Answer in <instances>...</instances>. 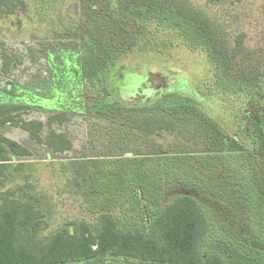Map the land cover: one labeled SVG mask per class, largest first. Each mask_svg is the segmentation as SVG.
<instances>
[{
	"label": "trees",
	"instance_id": "1",
	"mask_svg": "<svg viewBox=\"0 0 264 264\" xmlns=\"http://www.w3.org/2000/svg\"><path fill=\"white\" fill-rule=\"evenodd\" d=\"M79 1L85 16L80 79L94 82L107 72V97L113 66L133 48L143 50L137 32H155L145 25L148 15L144 13V23L136 24L139 31L127 29L119 19L124 0ZM155 1V31L161 27L171 42L197 51L205 61V74L215 78V90L167 91L142 105L95 101L92 108L97 124L106 129L109 150L95 149L63 163L70 164L69 180L88 209L101 211L97 221L67 220L44 234L49 211L27 177L0 193V264H264L261 57L244 54L245 38H225L224 27L208 17L182 5L168 13L164 8L169 3ZM140 3L136 0L134 8ZM24 5V0H0V18ZM168 14L173 22L161 25ZM249 60L256 64L250 66ZM230 101H235L239 114L227 115ZM21 108L19 103H0L2 186L25 166L20 159L31 154L29 148L4 135L7 125L23 126L53 151L63 153L73 147L66 133L46 128L41 120L20 119ZM64 118L65 114L57 113L49 117V123ZM94 134L91 131L90 141L97 148ZM201 198L226 211L228 231L238 217L249 225L248 232H240L242 236L233 234L228 239L226 229L221 233L224 241L217 236V241L231 246V254L217 248L204 250L214 222Z\"/></svg>",
	"mask_w": 264,
	"mask_h": 264
},
{
	"label": "rangeland",
	"instance_id": "2",
	"mask_svg": "<svg viewBox=\"0 0 264 264\" xmlns=\"http://www.w3.org/2000/svg\"><path fill=\"white\" fill-rule=\"evenodd\" d=\"M135 1L124 0L119 8V19L125 21L127 29L132 31L138 29L136 24L143 20L142 13L147 14L145 25H151L149 30L155 33L137 32V41L144 45L143 50L133 48L113 66L108 73L111 94L107 97V72L94 82L80 79L85 53L81 51L83 47L80 40L85 35L81 1L24 0L25 5L15 14L0 18V103L21 104L22 108L18 112L20 119L41 120L45 122L46 128L66 133L73 143L70 150L61 153L53 151L43 141L32 138L30 132L21 125L11 124L2 129L5 136L29 148L31 154L20 159L25 166L13 173L12 181L0 185V193L24 183L28 177L34 184L32 190L44 197V205L49 211V227L44 234L63 226L67 220L84 219L95 223L101 213L88 209L83 197L75 191L69 180L70 164L63 163L86 157L95 149L102 152L109 150L104 140L106 129L97 124V114L92 108L95 101L103 105L115 99L127 105H142L167 91L182 90L197 94V88L205 93H212L211 88L215 90V78L207 77L205 61L197 51L181 47V42H171L161 27L155 31L154 26L158 24L156 1L141 0V6L139 4L134 8ZM158 1L171 5H165L164 11L168 13L173 11V6L178 9L176 5H182L208 17L224 27L225 38L243 36L246 47L244 54L257 58L260 56V62L263 63L260 64L264 67V0H224L217 4L207 0ZM166 17L162 18L164 22L161 25L169 26L173 21L168 17L172 16L168 14ZM75 27L78 28L77 32ZM248 63L251 66L256 61L249 60ZM61 79H64L67 87H64ZM259 99L264 103V96ZM207 100L216 102L208 97ZM234 103L230 101L228 104V116L229 113L239 114ZM57 113L65 114L64 120L57 119L49 123V117ZM250 126L252 132L256 133L255 125ZM91 131L97 138V148L90 141ZM201 200L209 212L210 221L214 222L211 224L213 232L211 230L212 233L205 239L204 250L207 252L217 248L225 254H231V246L216 240L217 236L222 238L221 233L226 229V211L214 206L213 201L208 203L204 198ZM112 210L117 212L116 209ZM239 218L236 225H229L231 230L226 229L228 239L233 234L242 236L241 231L248 232L250 229Z\"/></svg>",
	"mask_w": 264,
	"mask_h": 264
}]
</instances>
